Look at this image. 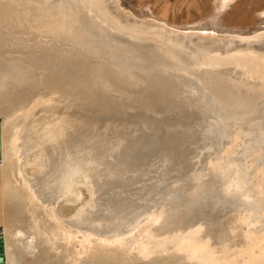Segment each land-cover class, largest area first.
Listing matches in <instances>:
<instances>
[{
  "label": "bare ground",
  "instance_id": "bare-ground-1",
  "mask_svg": "<svg viewBox=\"0 0 264 264\" xmlns=\"http://www.w3.org/2000/svg\"><path fill=\"white\" fill-rule=\"evenodd\" d=\"M216 19L0 0V264H264V11Z\"/></svg>",
  "mask_w": 264,
  "mask_h": 264
},
{
  "label": "rangeland",
  "instance_id": "rangeland-1",
  "mask_svg": "<svg viewBox=\"0 0 264 264\" xmlns=\"http://www.w3.org/2000/svg\"><path fill=\"white\" fill-rule=\"evenodd\" d=\"M191 1H194L195 4L193 14L186 13L184 15L180 14L177 8L169 7L167 0H162L157 8L153 6L155 3L151 6L145 0H123V3L135 11L141 10L156 18L169 17L175 25L181 26L193 27L216 17V23L220 30L238 32L250 27H257L262 23L257 19V16L264 11V0H231V6L224 12L219 9L223 0H207L204 6L197 0ZM182 171L183 169L175 167L172 176H179Z\"/></svg>",
  "mask_w": 264,
  "mask_h": 264
},
{
  "label": "crops",
  "instance_id": "crops-1",
  "mask_svg": "<svg viewBox=\"0 0 264 264\" xmlns=\"http://www.w3.org/2000/svg\"><path fill=\"white\" fill-rule=\"evenodd\" d=\"M162 0H145V2L151 4V6L155 3L156 8L161 4ZM199 1V3L201 5H206V1L207 0H197ZM167 3L169 5V7H174L177 8L180 11V14L184 15V14H193L194 8H195V4L194 1L192 2L191 0H167ZM194 18H196V16H194ZM192 18V19H194Z\"/></svg>",
  "mask_w": 264,
  "mask_h": 264
}]
</instances>
